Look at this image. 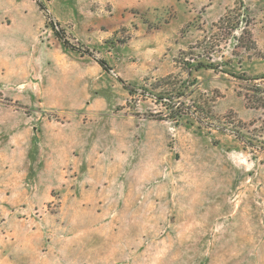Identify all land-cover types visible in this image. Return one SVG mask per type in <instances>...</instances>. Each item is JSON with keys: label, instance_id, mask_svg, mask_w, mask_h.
Here are the masks:
<instances>
[{"label": "rangeland", "instance_id": "obj_1", "mask_svg": "<svg viewBox=\"0 0 264 264\" xmlns=\"http://www.w3.org/2000/svg\"><path fill=\"white\" fill-rule=\"evenodd\" d=\"M244 95L264 98V0H0V264H264Z\"/></svg>", "mask_w": 264, "mask_h": 264}, {"label": "trees", "instance_id": "obj_2", "mask_svg": "<svg viewBox=\"0 0 264 264\" xmlns=\"http://www.w3.org/2000/svg\"><path fill=\"white\" fill-rule=\"evenodd\" d=\"M38 6L40 7V10L45 12V16L46 18L49 20L50 26L53 28V30L55 31L56 36L62 40L63 46L66 48H71V49H75L74 46H71L69 44V41L66 40L64 31L59 29V24L57 22H53V18L51 17V15L49 14L47 8L40 2H37ZM243 21V20H242ZM241 22H239L238 20H236L235 17L232 18V16L227 15L223 18L220 19V21L218 22V24L215 25V28H217V31L219 32H223L224 35H230V34H234V40L236 41V50L237 49H241V50H245L246 52H250L252 50L256 49V43L253 40V35L252 33L248 30H243L239 36H237L236 34L238 33V31L240 30V25ZM98 64L105 70V71H110L111 68L109 67L108 63L105 60H97ZM187 65H191L190 67V72L189 75L193 74V71H201V70H210L213 69L215 70L216 67L214 64L212 63H204V62H199L195 65H192L190 63H188ZM258 88H261L260 86H258ZM130 94L132 95L134 93V90L130 89L129 90ZM255 95L257 96L259 93H262L261 91H259L258 89L254 90ZM245 99L247 100V103L252 107V108H264V98H255L254 101L251 99L250 96L244 95ZM253 105H252V104ZM170 119L174 120V117H171ZM238 134V138L241 139V141L245 142L244 140V136H242V134H240L239 132H237ZM262 144L264 145V143L262 142ZM251 145V144H250ZM261 150L264 151V148L262 147Z\"/></svg>", "mask_w": 264, "mask_h": 264}]
</instances>
